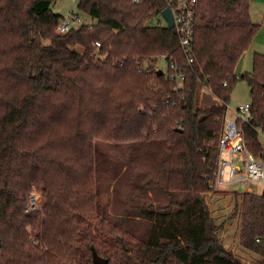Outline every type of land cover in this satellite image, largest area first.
Returning a JSON list of instances; mask_svg holds the SVG:
<instances>
[{
	"label": "trees",
	"instance_id": "1",
	"mask_svg": "<svg viewBox=\"0 0 264 264\" xmlns=\"http://www.w3.org/2000/svg\"><path fill=\"white\" fill-rule=\"evenodd\" d=\"M55 1L0 0V264H92L91 247L106 264H264V189L231 191L253 259L221 242L205 199L259 28L251 0H196L192 63L166 0H77L91 24L65 33ZM240 77L246 147L264 161V53ZM201 88L219 103L199 107Z\"/></svg>",
	"mask_w": 264,
	"mask_h": 264
},
{
	"label": "built area",
	"instance_id": "2",
	"mask_svg": "<svg viewBox=\"0 0 264 264\" xmlns=\"http://www.w3.org/2000/svg\"><path fill=\"white\" fill-rule=\"evenodd\" d=\"M73 1L75 2V0ZM166 3L173 16V28L175 29L179 46L187 57V63H192V35L196 0H166ZM82 24H91V22L83 21L77 13L68 14L59 22L56 32L65 33L71 28ZM95 45L100 46V43L95 41ZM202 89L207 92L206 88ZM251 120L250 102L239 104L236 107L234 119L225 115L223 128L218 139L216 167L210 182L212 188L218 190L221 185L225 184L230 185L242 182L243 185H247L249 181H264L263 159L260 156L253 155L246 147L243 125L250 124ZM254 129L264 149V128L255 127ZM222 154H225V157ZM248 190L250 191L249 188L246 191ZM34 197L32 192L29 197L27 210L37 208Z\"/></svg>",
	"mask_w": 264,
	"mask_h": 264
},
{
	"label": "rangeland",
	"instance_id": "3",
	"mask_svg": "<svg viewBox=\"0 0 264 264\" xmlns=\"http://www.w3.org/2000/svg\"><path fill=\"white\" fill-rule=\"evenodd\" d=\"M51 8L53 11L63 15L77 13L76 2L73 0H56L51 4ZM249 11L252 22L259 24V28L251 40L249 49L245 51V54H243L244 57H241L242 60L236 69L239 77L233 84L230 92L226 112L231 118L235 117V109L239 104L251 101L248 82L246 78H242L240 75L248 73L252 70V61L255 53H264V0H251ZM79 15L83 21L88 20L83 14ZM157 19H154L152 22H157ZM76 49L80 48L77 47ZM157 64L159 69L162 70H165L167 67L166 60L162 57L159 58ZM197 98L198 106L202 108L218 102L215 99L216 97L211 94L210 91L207 90V92H205L202 88L198 90ZM222 155L225 157V154ZM247 188H249L251 192L260 194L264 189V181H249L247 185H243L242 182H236L230 185H221L220 189L216 190L213 188L212 192L207 193L205 197L210 208L211 215L214 217L215 221L217 223L224 222L222 229L218 231V236L221 242L233 250L236 256L245 260L257 258V256L244 250L238 244L240 203L239 205L234 203L231 191H246ZM33 194L35 196L36 206L41 207V203L43 201L42 195L34 189Z\"/></svg>",
	"mask_w": 264,
	"mask_h": 264
},
{
	"label": "water",
	"instance_id": "4",
	"mask_svg": "<svg viewBox=\"0 0 264 264\" xmlns=\"http://www.w3.org/2000/svg\"><path fill=\"white\" fill-rule=\"evenodd\" d=\"M161 16L165 20L166 26L169 28H172L173 27V16H172V13L169 7H165L161 11ZM160 73H162V70L160 71ZM91 251H92V264H106L107 263V260L100 257L96 253L93 247H91Z\"/></svg>",
	"mask_w": 264,
	"mask_h": 264
},
{
	"label": "crops",
	"instance_id": "5",
	"mask_svg": "<svg viewBox=\"0 0 264 264\" xmlns=\"http://www.w3.org/2000/svg\"><path fill=\"white\" fill-rule=\"evenodd\" d=\"M248 49H249V48H248ZM248 49H247V50H248ZM247 50H246V51H247ZM243 54H245V52H244ZM242 56L244 57V55H242ZM243 57H242V58H243ZM242 58L240 59V61L242 60ZM240 61H239V63H240ZM239 63H238V66H239ZM208 94H209V92H208ZM215 99L218 101L217 103H219V100H218L217 98H215ZM217 103H216V104H217ZM226 116L229 117L227 113H226ZM229 118H231V117H229ZM234 118H235V117H233L232 119H234Z\"/></svg>",
	"mask_w": 264,
	"mask_h": 264
}]
</instances>
